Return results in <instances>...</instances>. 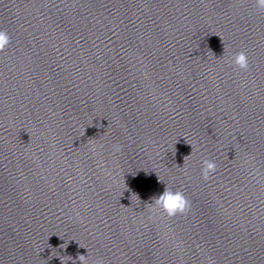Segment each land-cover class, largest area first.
<instances>
[{"label":"clouds","instance_id":"obj_1","mask_svg":"<svg viewBox=\"0 0 264 264\" xmlns=\"http://www.w3.org/2000/svg\"><path fill=\"white\" fill-rule=\"evenodd\" d=\"M255 6L264 10V0H253ZM11 43V37L5 30H0V52L4 51ZM231 63L235 64L240 70L247 71L249 69V59L245 52L241 51L234 55ZM122 145L115 144L112 146L113 153H118L122 150ZM201 176L204 180H208L216 171L217 165L215 161L205 159L202 162ZM160 181V180H159ZM153 211L156 209L162 210L168 217H175L177 214H184L190 208V201L183 192L173 191L167 185L163 193L158 194L152 198ZM79 260L84 262L85 256L80 255Z\"/></svg>","mask_w":264,"mask_h":264}]
</instances>
